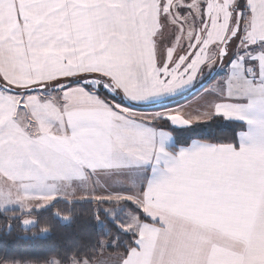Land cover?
Returning a JSON list of instances; mask_svg holds the SVG:
<instances>
[{
	"label": "snow or ice",
	"instance_id": "1",
	"mask_svg": "<svg viewBox=\"0 0 264 264\" xmlns=\"http://www.w3.org/2000/svg\"><path fill=\"white\" fill-rule=\"evenodd\" d=\"M225 58L203 107L164 106ZM215 117L245 127L166 150L172 128ZM65 165L107 193L84 200L114 207L94 209L92 245L46 264H264V0H0V167L42 199ZM59 200L5 203L0 235L19 221L37 238L39 221L23 217Z\"/></svg>",
	"mask_w": 264,
	"mask_h": 264
},
{
	"label": "trees",
	"instance_id": "2",
	"mask_svg": "<svg viewBox=\"0 0 264 264\" xmlns=\"http://www.w3.org/2000/svg\"><path fill=\"white\" fill-rule=\"evenodd\" d=\"M218 71L208 80L216 78ZM207 82V83H208ZM194 90L188 95L179 98L173 102L164 104L165 107L188 100L199 93L206 85ZM244 128V125L238 121L224 120L223 117H215L206 123L194 124L191 128H172L171 131L175 138V144L188 145L197 138L212 139L226 135L235 139V134ZM59 200L54 208L49 207L45 212H34L31 217L39 221V228L32 231L37 234V238L24 237L25 233L19 228V221L14 222L17 225L16 231L12 236L0 235V257L8 259H20L22 261H31L33 264H46V261L52 257L61 258L68 245L74 248L87 249L93 244L98 233L103 231L102 226L98 225L93 218L94 209L101 207L113 208L114 205L95 203L92 200ZM83 201V202H80ZM59 212L62 216L71 222L61 221L53 216L54 212ZM10 215H19L20 210L12 209ZM104 220L103 214L99 217ZM5 222L4 215H0V224ZM115 230V225L109 224ZM41 229H50L48 236L40 238ZM31 236V233L28 234ZM105 241L110 237L99 236ZM126 239V238H125ZM109 252L123 253L124 249H107Z\"/></svg>",
	"mask_w": 264,
	"mask_h": 264
},
{
	"label": "crops",
	"instance_id": "3",
	"mask_svg": "<svg viewBox=\"0 0 264 264\" xmlns=\"http://www.w3.org/2000/svg\"><path fill=\"white\" fill-rule=\"evenodd\" d=\"M211 81L209 82L207 81L208 82V83L206 82L207 85ZM218 81L219 80H215V82ZM207 85L199 93H197L196 96L194 95L192 98H189L188 101L185 100L182 102L189 103L190 101L196 99L197 97H201L208 94L209 91L212 89H210ZM193 141H191V143ZM190 144L177 146L175 144V138L172 135V138H170L165 143L164 146L168 152L172 154H177L179 150L188 147ZM54 174L57 177L61 178L56 181L59 187V191L55 193H47V190H44V195L43 198L41 199L39 196H32L24 191L23 185L28 183H34V181L28 179H21L22 173L19 171L17 167L14 166L0 167V210L3 209L5 203H9V202L15 203L17 201H23L24 204H26V207H33V206L42 205L44 203H50L55 195L62 196L66 200H84L86 196H95L98 199L100 197L107 195L105 189L103 187L95 186L94 181H92L90 178L86 182L68 179L67 177L70 175V173H69V166L67 165L57 168ZM151 176H152L151 169L150 168L146 169L145 178L149 179L151 178ZM12 209H16V208H12ZM106 254L113 258H118L122 253L117 251L109 252L106 249ZM112 264H117V260H113Z\"/></svg>",
	"mask_w": 264,
	"mask_h": 264
},
{
	"label": "rangeland",
	"instance_id": "4",
	"mask_svg": "<svg viewBox=\"0 0 264 264\" xmlns=\"http://www.w3.org/2000/svg\"><path fill=\"white\" fill-rule=\"evenodd\" d=\"M243 2H244V0H241L242 4H243ZM234 58H235V56L232 55V59H234ZM230 62L231 61L229 60V58H225V61L223 63H218V64L214 65L211 69L206 68L203 71V74L199 78H197L192 84H190L189 86L185 87L184 89L176 92L175 94L166 97L165 100L163 101V103L173 102V101H175L179 98H182V97L186 96L187 94L193 92L194 90H196L197 88H199L200 86L205 84L208 81L209 77L212 76L216 71H218V75L216 76L217 78L212 80L207 85L210 89H212V90L208 89V90H210L208 94L201 96V97H197L196 99H193L189 103L181 102V103H177L174 105H170L167 108H173L175 106H181V107H190L195 111L198 109V107H203L204 101L214 98L213 97V87L217 84V82H215V80H221L222 78H224L228 74ZM25 206H26V204H25ZM25 219H33V218L27 217Z\"/></svg>",
	"mask_w": 264,
	"mask_h": 264
},
{
	"label": "water",
	"instance_id": "5",
	"mask_svg": "<svg viewBox=\"0 0 264 264\" xmlns=\"http://www.w3.org/2000/svg\"><path fill=\"white\" fill-rule=\"evenodd\" d=\"M203 85H204V84H203ZM203 85H202V86H203ZM202 86H200V87H202ZM200 87H199V88H200ZM167 103H168V102H167ZM163 104H166V103H163Z\"/></svg>",
	"mask_w": 264,
	"mask_h": 264
}]
</instances>
